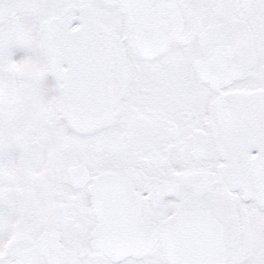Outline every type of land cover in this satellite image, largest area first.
Listing matches in <instances>:
<instances>
[{
  "label": "snow or ice",
  "instance_id": "1",
  "mask_svg": "<svg viewBox=\"0 0 264 264\" xmlns=\"http://www.w3.org/2000/svg\"><path fill=\"white\" fill-rule=\"evenodd\" d=\"M0 264H264V0H0Z\"/></svg>",
  "mask_w": 264,
  "mask_h": 264
}]
</instances>
